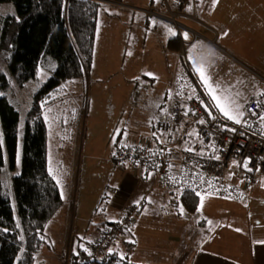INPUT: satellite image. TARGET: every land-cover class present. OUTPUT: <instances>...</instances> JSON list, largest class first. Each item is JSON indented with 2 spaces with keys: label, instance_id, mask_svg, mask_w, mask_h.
<instances>
[{
  "label": "rangeland",
  "instance_id": "rangeland-1",
  "mask_svg": "<svg viewBox=\"0 0 264 264\" xmlns=\"http://www.w3.org/2000/svg\"><path fill=\"white\" fill-rule=\"evenodd\" d=\"M100 1L91 66L82 77L68 79L41 101L47 168L61 194V202L44 230L45 246L37 256L38 263L42 264H102L104 260L126 264L125 261L134 260L128 258L133 247L125 243L133 224L98 254L91 253L92 243L121 216L118 207L123 199L113 185L117 187L122 172L134 174L130 172L133 163L115 160V151L125 142L147 144L152 141L156 145L158 139L162 141L164 136L156 127L158 118L166 113L176 91L172 86L174 71L184 70L182 61L178 63L176 57L165 51L167 45L159 30L158 37L154 34L152 19L141 23L132 15L146 18L145 13L118 9L167 8L164 0ZM169 2L176 8L175 0ZM196 8H216L214 15L228 20L239 32V44L255 51L256 70L244 63H233V68L223 79L225 93L220 92V101L224 103L227 99L231 108L237 109L256 89L257 74L264 82V0H196ZM223 10L233 11V14H218ZM13 12L12 4L0 3V24L4 15ZM252 22L263 24V28L255 29L254 33L247 28H234L237 23ZM165 28L177 32L169 22ZM2 57L0 73L11 80L9 65ZM50 65L56 66L54 61ZM51 72L46 60L23 88L16 87L11 80L12 89L7 96L19 111L20 133L15 170H10L7 165L0 172L2 190L11 191V178L21 169L25 118L35 93L50 78ZM218 92L215 89V95ZM208 94L213 99V93L208 91ZM222 117L234 121L225 115ZM151 198L152 195L147 199L148 206L151 205L148 202L153 201ZM168 198L165 195L166 205ZM180 204V198L174 197L169 212L176 213ZM136 219L137 214L133 217L134 223ZM173 231L165 229L164 234L170 238ZM147 232L151 234L149 230ZM186 234L183 232V236ZM173 242L178 244L176 238ZM144 243L149 248L158 247L147 238ZM169 244V241L165 242L164 248H169ZM179 249L182 250L181 246ZM106 255L109 256L104 257Z\"/></svg>",
  "mask_w": 264,
  "mask_h": 264
},
{
  "label": "trees",
  "instance_id": "trees-1",
  "mask_svg": "<svg viewBox=\"0 0 264 264\" xmlns=\"http://www.w3.org/2000/svg\"><path fill=\"white\" fill-rule=\"evenodd\" d=\"M100 2V0H0V3H9L14 7V12L4 15L0 24V56H3V60L9 65L14 85L23 88L36 76L46 60L49 61L52 70L50 78L35 93L32 106L25 118L21 169L11 178V191L0 189V264H42L38 263L37 256L45 246L44 230L61 202V194L47 168L46 131L41 116V101L68 79L82 77L91 66ZM164 2L167 8H172L169 0ZM175 6L179 8L176 0ZM187 8H196V0L189 3ZM149 15L156 16L155 12L150 10ZM169 44L174 49L179 48L184 68L183 72L175 76L173 88L176 89L185 83L189 85L192 79L200 84L188 65L187 47L184 46L181 37L177 35L170 39ZM52 61L56 64L54 68L50 65ZM11 80L0 73V172L7 165L10 170H15L20 133L19 111L7 96L12 89ZM205 94L213 106L207 93ZM171 140L173 138L167 135L163 142ZM178 147L180 149V146ZM178 147L171 149L174 156ZM190 153L192 151L188 148L185 155ZM114 159L117 160L115 156ZM128 162L130 161L122 163ZM133 167L157 175L150 165L140 167L133 163ZM156 184L161 186L159 183ZM161 188L166 189L165 186ZM168 194L171 202L174 201V197L179 196L175 192ZM201 196L188 190L179 197L185 209L195 211ZM139 209L140 207L133 212L121 234L134 223L133 217L138 214ZM126 210L127 208L122 211L119 220L113 225H122ZM103 235L104 232L92 243V254L101 251H95L94 248L103 242ZM107 256L109 255L104 257ZM102 264L112 263L104 260Z\"/></svg>",
  "mask_w": 264,
  "mask_h": 264
},
{
  "label": "crops",
  "instance_id": "crops-1",
  "mask_svg": "<svg viewBox=\"0 0 264 264\" xmlns=\"http://www.w3.org/2000/svg\"><path fill=\"white\" fill-rule=\"evenodd\" d=\"M118 9L132 13H134L133 10H138L145 13L148 16L146 18H143L144 15L142 18L137 17L135 13L132 15L134 20L139 19L141 23L152 19L154 34L158 37L157 30H159L164 44L167 45L166 51L169 56L176 57L175 61L180 64L179 48L170 47L169 40L177 35L181 37V41L187 47L188 65L200 81L213 107L222 116L224 114L219 110L217 101L209 96V88L201 80L195 68L202 64L208 66L209 83L214 90H219L216 94L219 98L220 92L225 93L223 79L228 76L233 63L237 65L244 63L255 70L257 68V58H254L255 51L249 48L244 49L239 44V32L231 27L228 20L224 21L223 17L214 15L217 12L216 8ZM149 10L155 12L156 16H151L152 13L149 15ZM218 14H233V11L223 10ZM193 15L195 19L192 18ZM168 22L177 29V32L165 28ZM234 28H247L248 31L254 33L255 29L263 28V24L237 23ZM179 74L180 71H174V78ZM257 76L256 89L252 91L244 104L238 107V111L243 112L251 98L264 93V82L258 74ZM167 114L166 111L158 118V121ZM156 127L158 129V122ZM162 134L164 136L161 138L162 141L158 139L156 145L151 140L148 143L153 146L159 145L167 139L166 133L162 132ZM193 140L194 130L191 131V136L184 141L180 149L176 150L173 161L175 170L183 166L186 151L192 145ZM131 168L130 172L134 174L122 172L117 187L113 185V189H116L118 196L123 199V203L118 207V215H121L125 208L141 204L136 222L133 223V230L129 231L128 240H125L130 248L133 247L128 258L132 257L135 261H125L126 264H264V177L249 186L241 200L207 194L201 196L195 211H189L180 204L181 207L176 208L178 209L176 213H172L169 212L171 201L168 198L166 205L165 199V195L169 197V194L156 184L157 175L154 172H142L135 167ZM228 177L237 185L244 184V181L236 177L233 172L228 174ZM150 195L153 201L148 202L151 204L148 206L147 199ZM201 201H203L202 204ZM164 203L166 206L163 205ZM146 205L148 207L145 211ZM165 229L175 230L170 238L164 234ZM148 230L151 232L150 235H148ZM185 231L187 234L183 236ZM145 238L157 244L158 247H147L144 243ZM175 238L177 245L173 242ZM168 241L170 242L169 248H164L165 242ZM180 246L182 250L179 249Z\"/></svg>",
  "mask_w": 264,
  "mask_h": 264
},
{
  "label": "built area",
  "instance_id": "built-area-1",
  "mask_svg": "<svg viewBox=\"0 0 264 264\" xmlns=\"http://www.w3.org/2000/svg\"><path fill=\"white\" fill-rule=\"evenodd\" d=\"M193 1L176 0L179 8H187ZM189 83L193 90L185 94L184 102L177 99L175 92L167 106L168 114L158 121V129L173 140L157 146L125 142L114 156L119 162L131 161L140 167L150 165L157 173L156 182L171 192L177 189L195 191L201 184V195L216 193L240 200L249 186L264 177V93L248 101L241 123L237 124L225 120L213 108L195 79ZM192 130V153L185 155L183 166L175 170V156L171 149L181 146L191 136ZM202 164H209L213 170L204 174ZM231 171L244 181L242 186L228 178ZM136 210L138 207L127 208L122 225L109 227L104 232L103 242L95 246V251L102 250L106 243L121 234Z\"/></svg>",
  "mask_w": 264,
  "mask_h": 264
},
{
  "label": "snow or ice",
  "instance_id": "snow-or-ice-1",
  "mask_svg": "<svg viewBox=\"0 0 264 264\" xmlns=\"http://www.w3.org/2000/svg\"><path fill=\"white\" fill-rule=\"evenodd\" d=\"M185 37L187 38V34H185ZM195 70L200 74L201 80L205 83V85L208 86L210 93H213V99L217 101V106L220 108V111L228 119L234 120L235 123L237 124L241 123L240 117H242L244 113L238 111L239 106H237V109H232L227 99H225L224 103H221L220 98L215 95V90L212 88L211 84L209 83L210 77L208 75V66L202 64L196 67ZM201 123H203V121H201ZM202 203L203 201H201V204Z\"/></svg>",
  "mask_w": 264,
  "mask_h": 264
},
{
  "label": "bare ground",
  "instance_id": "bare-ground-1",
  "mask_svg": "<svg viewBox=\"0 0 264 264\" xmlns=\"http://www.w3.org/2000/svg\"><path fill=\"white\" fill-rule=\"evenodd\" d=\"M192 18L195 19L196 17L193 15ZM168 19H170V18H168ZM192 90H193L192 86L188 85L187 83H185L182 86H179L178 88H176V91H175L176 92L177 99L179 101H181L183 99L182 102H184L185 94H188V93L192 92ZM202 165H203L202 172L204 174L206 172H208V171L213 170V168L209 164H202ZM201 189H202V185L201 184H198V186H197V188H196L195 191L192 190V189H184V190L183 189H177L175 191V193L180 195L181 193H183L185 191H188V190L190 191L191 190V191L195 192L196 195H199L201 193ZM110 243H111V241H109L108 243H106V245H108Z\"/></svg>",
  "mask_w": 264,
  "mask_h": 264
},
{
  "label": "clouds",
  "instance_id": "clouds-1",
  "mask_svg": "<svg viewBox=\"0 0 264 264\" xmlns=\"http://www.w3.org/2000/svg\"><path fill=\"white\" fill-rule=\"evenodd\" d=\"M231 172H233V171H231ZM231 172H230V173H231ZM230 173H229V174H230ZM233 173H234V172H233ZM228 178H229V177H228ZM253 185H254V184H253ZM240 200H241V199H240Z\"/></svg>",
  "mask_w": 264,
  "mask_h": 264
}]
</instances>
